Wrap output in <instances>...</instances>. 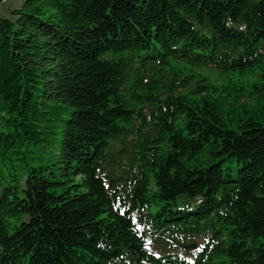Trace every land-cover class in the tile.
Listing matches in <instances>:
<instances>
[{
    "label": "trees",
    "instance_id": "1",
    "mask_svg": "<svg viewBox=\"0 0 264 264\" xmlns=\"http://www.w3.org/2000/svg\"><path fill=\"white\" fill-rule=\"evenodd\" d=\"M10 15L0 264H264V0H23Z\"/></svg>",
    "mask_w": 264,
    "mask_h": 264
},
{
    "label": "rangeland",
    "instance_id": "2",
    "mask_svg": "<svg viewBox=\"0 0 264 264\" xmlns=\"http://www.w3.org/2000/svg\"><path fill=\"white\" fill-rule=\"evenodd\" d=\"M23 0H0V17L5 18V19H10L11 15L10 12L18 9L21 5ZM199 72H201L203 75H206L209 78V81H211L214 84H223V85H231L232 82L235 83H245L247 81V75H238L235 73L232 74H219L218 72H216L213 69H202ZM237 87H239V85H237ZM246 101V98H243V102ZM34 157H38V155H43L45 156V154H41L40 150H37L36 152H34L32 154ZM44 164H50L49 159H44V161H42ZM4 164H1V172L3 173V176H6L7 180L12 179L13 177H9L10 174H12V170H11V163L10 161H5ZM16 169L18 172V178L22 181L26 174H27V170L21 165L20 162H16ZM31 164L34 165H38L37 161H31ZM2 177V175H1ZM195 244H197L198 247L202 246V241H198L195 242Z\"/></svg>",
    "mask_w": 264,
    "mask_h": 264
},
{
    "label": "water",
    "instance_id": "3",
    "mask_svg": "<svg viewBox=\"0 0 264 264\" xmlns=\"http://www.w3.org/2000/svg\"><path fill=\"white\" fill-rule=\"evenodd\" d=\"M196 246L195 245H191V246H186L185 249L186 250H191L194 249Z\"/></svg>",
    "mask_w": 264,
    "mask_h": 264
}]
</instances>
